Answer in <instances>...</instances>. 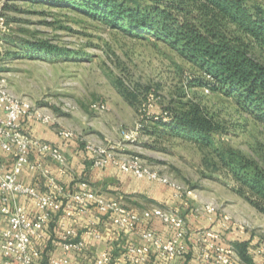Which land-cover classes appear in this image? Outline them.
Returning a JSON list of instances; mask_svg holds the SVG:
<instances>
[{
    "label": "rangeland",
    "instance_id": "rangeland-1",
    "mask_svg": "<svg viewBox=\"0 0 264 264\" xmlns=\"http://www.w3.org/2000/svg\"><path fill=\"white\" fill-rule=\"evenodd\" d=\"M250 2L264 9V0ZM0 11L7 25L0 42V86L49 111L53 126L72 129L79 143H120V153L139 155L191 190L187 205H194L192 198L201 200L195 205L210 202L243 220L237 225L259 226L264 242V214L236 191L238 183L221 158L229 159L232 150L264 168V118L242 110L234 95L202 84V71L177 46L114 27L80 0H0ZM19 38L48 40L64 53H29L16 43ZM252 53L264 61L263 49ZM186 100L200 103L224 127L210 144L184 134H150L149 117ZM93 102L106 107L94 109ZM137 123L135 138H124ZM124 196L130 209L152 206L148 197Z\"/></svg>",
    "mask_w": 264,
    "mask_h": 264
},
{
    "label": "built area",
    "instance_id": "built-area-1",
    "mask_svg": "<svg viewBox=\"0 0 264 264\" xmlns=\"http://www.w3.org/2000/svg\"><path fill=\"white\" fill-rule=\"evenodd\" d=\"M7 25L4 14L0 11V42ZM91 107L103 110V102H93ZM30 123L55 125V117L47 110L35 106L30 100L21 98L3 86H0V149L5 156L11 158L6 163L5 156L0 155V264H34L39 251L36 239L43 237L44 228L53 218L62 197L64 216L71 221L69 226L62 224L61 255L49 258L47 264H68L70 251L82 252L85 248L83 239H75L79 215L85 214L92 206L100 214H108L111 222L124 230L142 227L141 244L130 243L121 253V258L129 264H152L149 254L155 249L159 254L158 264H173V260L183 255L188 249L187 239L196 247V264H246L237 258L232 245L225 243L219 230L213 228L194 229L181 215L161 206H151L141 211L126 207L119 199L105 198L93 190L86 181L75 191H68L52 173L47 165L52 161L60 173L67 172L66 156L56 144L33 136L28 130ZM141 125L137 123L132 129L124 131V138L134 139ZM57 133L65 139L75 137L69 128L55 126ZM92 153L91 165L105 167L113 165L130 172L138 178H144L167 185L178 199L187 198L191 190L184 188L177 181L148 165L137 154L120 153V143L114 142L97 145L85 144ZM35 156L37 158H35ZM31 171L43 177V190L22 181L24 171ZM20 197L30 200L36 208L34 214L19 201ZM193 215L200 216L215 211L214 205L206 202L189 205ZM89 222L84 233L94 238H101L97 218ZM228 216L223 215L224 220ZM160 220L171 232L169 236L157 233L149 226V221ZM244 230V225H237ZM256 252L264 255V242L260 243ZM113 257L107 249L100 251L95 264H112ZM264 264V262L262 263Z\"/></svg>",
    "mask_w": 264,
    "mask_h": 264
},
{
    "label": "trees",
    "instance_id": "trees-1",
    "mask_svg": "<svg viewBox=\"0 0 264 264\" xmlns=\"http://www.w3.org/2000/svg\"><path fill=\"white\" fill-rule=\"evenodd\" d=\"M80 1L114 27L149 33L177 46L202 71V84L234 95L242 110L264 118V61L252 53L255 47L264 50V9L260 5L250 0ZM16 43L29 53H64L48 40L19 38ZM149 118L153 121L150 134L156 136L184 134L210 144L214 134L224 131L212 114L192 100L178 101ZM227 151L230 158H221L238 183L236 191L264 214V168L252 158ZM235 247L241 258L250 261L246 242Z\"/></svg>",
    "mask_w": 264,
    "mask_h": 264
},
{
    "label": "crops",
    "instance_id": "crops-1",
    "mask_svg": "<svg viewBox=\"0 0 264 264\" xmlns=\"http://www.w3.org/2000/svg\"><path fill=\"white\" fill-rule=\"evenodd\" d=\"M28 130L33 136L58 145L65 153L66 173H60L57 165L52 161H48L47 165L52 175L64 184L68 191L78 190L81 187V182L86 181L98 194L109 199H119L122 203H125L123 198L126 194L148 197L152 201V206H161L181 215L190 227L194 229L213 228L219 230L225 243L233 246L237 258L242 262L246 264H262L264 262V255L256 252V248L260 242L259 240L263 238L261 233L262 229L259 226L246 225L244 230H240L237 228V223L243 221L242 219L232 217L228 214V220H224L223 212H218L217 210L209 214L195 216L191 212L189 204L187 205L184 199L174 197L172 189L167 185L138 178L132 173L125 172L113 165L100 168L93 167L91 165L92 153L85 146L87 142L91 141L79 143L76 137L65 139L57 133L56 127L42 123H30ZM0 155L5 156L1 149ZM35 158L37 157L35 156ZM5 160L6 163H11L9 156H5ZM21 179L23 182L36 186L41 190L45 188V180L43 177L31 171H24ZM102 187H105L108 191L104 192L100 190ZM61 199L58 210L44 228L43 237L36 239L39 254L34 264H47L49 258L61 255L63 252L62 234L64 227L62 224L64 223V225L69 226L71 221L68 217L64 216V203L67 198L62 197ZM191 200V204L194 205L201 201L194 198ZM19 201L27 207L30 213L34 214L36 212V208L30 200L20 197ZM97 215H99L97 223L101 232V238H94L84 233V230L89 226V222L95 220ZM149 226L161 235L169 236L171 234L166 226L158 219L150 220ZM141 232L142 227L134 230H124L117 227L111 222L108 214H100L92 206L85 214L79 215L77 234L74 236L75 239L84 240L85 248L82 252L70 251L68 253V264H95L97 254L104 249H107L112 255V264H129L127 260L120 257L121 253L128 244H141L143 242ZM241 242H246V254L250 258V261L241 258L235 247L236 243ZM187 243V251L174 259L173 264H196V247L190 239H187ZM149 260L152 264L159 263L160 257L155 249L151 250Z\"/></svg>",
    "mask_w": 264,
    "mask_h": 264
}]
</instances>
